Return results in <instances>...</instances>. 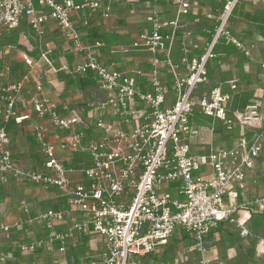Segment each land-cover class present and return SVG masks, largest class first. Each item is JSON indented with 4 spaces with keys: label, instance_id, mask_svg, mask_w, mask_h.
<instances>
[{
    "label": "built area",
    "instance_id": "2783aa9c",
    "mask_svg": "<svg viewBox=\"0 0 264 264\" xmlns=\"http://www.w3.org/2000/svg\"><path fill=\"white\" fill-rule=\"evenodd\" d=\"M103 1L0 0V35L27 23L38 40L37 57L23 55L28 73L19 81L8 82L0 92V231L11 238L14 225L3 220L2 189L14 176L38 186H55L68 202V209H48L35 217L48 233L21 246L24 252L58 242L59 251L65 253L68 241L80 234L95 233L103 238L101 255L83 264H139L140 258L167 245L177 229L186 232L202 254L208 251L209 236L224 223L234 225L247 237L251 230L236 215L250 203L264 210V195L253 202L230 205L225 195L254 168V160L263 149L260 140L243 138L230 147H211L200 154L191 149V139L196 136L191 120L196 112L225 121L228 131H233L238 122L250 126L262 121L256 104L231 111L237 78L227 81L230 90L209 83L211 63L226 55L221 44L234 47L246 58L253 57L255 44L243 41L231 28L234 12L245 0H221L217 16L205 13L210 21L205 31L211 37L199 55L191 51L197 46L188 44L186 34L190 32L182 19L193 11L194 0H175L176 15L169 19L161 17L163 6L155 3L146 16L150 29L123 49L151 53V70L137 73L146 78L150 92L137 85L134 76L100 60L97 49L102 42L87 43L82 38L73 16L85 10L96 13ZM111 10L109 4L104 14L108 16ZM50 21L58 23L64 37L72 41L73 50L83 58L72 67L62 65L60 70L71 75L91 70L106 93L105 100L90 102L85 116L63 113L44 93L37 67L42 62L51 63L44 46ZM179 31L186 37L176 59L172 49ZM163 66L172 76L171 88L162 79ZM171 90L175 98L170 103ZM24 103L31 106L38 120L34 135L44 156L41 170L16 166L11 152L7 124L13 119L22 125L32 117L31 113L21 114L19 104ZM50 128L64 132L66 139L54 144ZM58 150L90 157L91 165L75 184L71 179L74 171L64 164ZM68 213L77 214L76 221L56 231ZM4 259L1 256L0 262Z\"/></svg>",
    "mask_w": 264,
    "mask_h": 264
},
{
    "label": "crops",
    "instance_id": "0c3cea01",
    "mask_svg": "<svg viewBox=\"0 0 264 264\" xmlns=\"http://www.w3.org/2000/svg\"><path fill=\"white\" fill-rule=\"evenodd\" d=\"M193 2V11L189 15L182 17L186 29L190 33L189 35L186 34V37L183 32L179 31L172 49V56L176 59L180 55L181 42L184 36L187 38L189 45L197 46V48L191 49L193 54L199 55L203 53L208 41L205 28L210 24V21L204 15L206 12H212L213 15L217 16L222 7L221 0H194ZM244 2L255 10H264V0H245ZM155 3L163 6L161 13L163 19L175 17V0H104L103 6L96 13L85 10L73 16L74 22H76L85 42L95 43L100 41L103 43V46L97 49L100 60L104 64H113L117 69H122L129 75L134 76L137 85L145 92H150L151 86L148 85L145 77L137 73L142 71L146 74L151 70V53L145 49H137L130 52H123V49L130 47L137 40L140 33L150 29L146 16ZM109 4L112 6V10L106 16L104 13ZM231 28L243 41L256 44L253 57L252 59L246 58L238 50L220 56L210 65L211 76L209 83L210 85L222 84L227 90H230V85L227 81L237 78V83L243 90L245 88V90L254 91L250 104L259 106L262 121L260 123H251L250 126L238 122L234 129L236 133L217 134L212 129L213 120L210 121L206 116L196 112L197 114L195 113L191 120L196 133V136L191 139V149L194 154L205 153L211 147H230L243 138L251 139L257 137L261 142L263 149L254 160V168L248 171L242 182L232 184L226 192L225 201L228 205L240 204L243 201L253 202L258 196L264 195V38L254 32V35L252 34L249 39L244 31L250 30L253 32L254 27L250 29L248 24L237 16L234 17ZM169 31L170 29H166V32ZM16 32L18 34V42L23 40V44H26L21 53L22 55H20L23 56L31 52L35 54V46L33 45V39H31L34 34H32L31 30L27 29L25 31L24 26H22ZM8 34L0 35V37ZM25 39H28V41L26 40V42ZM44 46L47 48L51 60V63L42 62L39 66L44 93L53 103L59 105L63 113H76L85 116L90 110V102L106 99V93L101 89L98 79L97 86L94 89L89 86L85 91L80 90L76 84H67L63 75L71 74L60 70V67L64 64L72 67L82 62L83 58L73 50L72 41L64 37L58 23L55 21H50L46 25ZM164 55L162 53V56ZM21 61H23V58ZM161 68L162 79L171 88L172 76L169 73V69L165 66ZM174 96L171 90L168 94L170 103L174 100ZM19 105L21 106V114L31 113L32 117L26 119L22 125L16 124L15 128H13L15 131H9L14 163L20 168L41 170L44 166L43 154L38 152L40 157L37 156L36 159L31 154V145L33 143L38 145L34 135V125L38 120L29 104ZM49 137L57 145L61 140L66 139L64 132L54 128L49 129ZM58 153L64 164L69 165L67 167L74 171L71 173L73 184L81 180L83 170L91 165L90 157L79 153H63L59 150ZM2 194L4 204L3 220L8 225H14L11 233H18V239H7L0 231V257L5 258L0 264H48V262L49 264H83L101 255L103 238L95 233L80 234L68 241L65 253L59 251L60 244L58 242L45 243L38 251H22L21 246H27L40 237L44 238L47 236L45 225L43 226L37 222L35 217L48 209L55 210V205H61L60 209H68L67 199L55 186H38L27 181L24 182L14 176H11L8 183L3 186ZM61 197L65 199L66 203L61 202ZM258 209L260 210L258 204L250 203L246 207L240 208L236 217L249 228L254 222V214ZM76 216L78 215L68 213L66 220L56 227V231L67 229L76 221ZM16 223H18L17 226H15ZM30 232H33V235ZM239 233L240 231L234 225L224 223L223 226L209 236L208 251L223 243V246L228 244V247L232 250H234L233 246H237L241 252L242 247L238 246L236 238L241 243H244L243 241L247 240V237L241 234L238 235ZM29 237L33 240H28ZM184 240L191 243V248H196L193 254L198 251L200 255H204L193 244L192 239L187 236L186 232L177 229L167 245H160L155 251L140 258L139 264H171L170 256L173 254L175 245L181 244ZM18 241H24L25 243ZM13 245L22 252L19 259L9 252ZM249 257L252 258V256L247 255L245 259ZM257 258L264 260V242L262 240L256 245L255 258L253 259L257 260Z\"/></svg>",
    "mask_w": 264,
    "mask_h": 264
},
{
    "label": "trees",
    "instance_id": "16d2710c",
    "mask_svg": "<svg viewBox=\"0 0 264 264\" xmlns=\"http://www.w3.org/2000/svg\"><path fill=\"white\" fill-rule=\"evenodd\" d=\"M163 1V0H160ZM240 17V19H242L243 21H245L248 24V27L251 29V27L253 28V32H251L250 30H245L244 33L245 35L250 39L251 35H254L255 33L260 34L263 38H264V10H255L253 9V7L248 6L245 2H243L242 4H240L235 12H234V17ZM24 30L27 31V29H30L32 34H34L33 30L30 28L29 25H27V23H24ZM214 26V25H213ZM213 26H210V28H213ZM207 34V33H206ZM208 35V39H210L211 35ZM16 37L13 38L14 42L16 41V43L18 42L17 40V35H15ZM102 39V38H100ZM99 39V40H100ZM102 41V40H101ZM221 49L224 50L226 53L228 52H234L236 49H234V47L230 46V45H226V44H221ZM30 52V51H28ZM32 56L37 57L36 53L34 54L33 52L30 53ZM28 71V66L26 65V63L24 61H16V62H11V61H6L4 62L3 60H0V92L2 91V88L5 87L7 85L8 82H13V81H19L21 80ZM63 77L65 78L66 82L68 85L70 84H76L77 87L80 90L85 91L86 89L90 87H93L92 89H94L97 86V77L95 75V73L93 71H89L87 73L84 74H72V75H63ZM254 91L252 90H244L240 87V85H237L236 90L233 92V96H232V104H231V111H243L248 105H250L251 103V97L253 96ZM197 114V113H196ZM202 115V114H201ZM206 116V115H203ZM208 119H210V121L213 120V132L215 133H227V132H231V133H236L233 131H228L227 130V126L225 121L223 120H214L211 116H206ZM16 122H14L13 119H11L9 121V123L7 124V131H15L13 128H15ZM37 141V139H36ZM38 143V142H37ZM40 152V146L38 145H31V154H33L32 156L36 159V157H40V154L38 153ZM41 153V152H40ZM13 159H14V155H13ZM66 166H69L66 164ZM42 167V166H41ZM58 194V192H57ZM59 196V194H58ZM61 202L66 203L65 199H62L61 197ZM55 210H59L61 208V205H55ZM262 210V209H260ZM47 233H48V229L46 228ZM39 248H36L35 251H38ZM9 252L13 254V256L17 259H19L21 257V253L19 249L17 248H13V246L9 249ZM248 263L249 264H259L260 262H262V260H256L253 259L251 257L248 258Z\"/></svg>",
    "mask_w": 264,
    "mask_h": 264
},
{
    "label": "rangeland",
    "instance_id": "374dc122",
    "mask_svg": "<svg viewBox=\"0 0 264 264\" xmlns=\"http://www.w3.org/2000/svg\"><path fill=\"white\" fill-rule=\"evenodd\" d=\"M15 35L18 36L16 31L9 33L6 36L0 37V60H3L4 62H16L22 60L23 56H21V53L24 50V46L26 44H23V40L17 43L16 41L14 42L13 38L16 37ZM31 39H33V45L36 47L38 45V40L34 36ZM26 40L28 41V39H25V41ZM39 66L37 67V72L38 75H42L41 72H39ZM204 86H206V84ZM204 86L202 88H204ZM29 87L32 89V91L35 90L33 82L29 83ZM24 95L26 96L27 94L25 93ZM249 230H251V233L247 236V240L243 241L244 243H241L240 240L236 238L238 246L242 247L241 252L238 250L237 246L232 245L234 249L232 250L228 247V244H224L223 246V243H221L219 246L213 248V250H209L207 253H204V255H200L198 251L193 254V251L196 248H191V243L187 240H184L181 244L175 245L173 254L170 256L172 260L171 264H248V259H245V257L250 255L252 258H255V249L257 243L260 242V240L264 242V210H257V212L254 214V222L251 224V226H249ZM30 233L33 235V232ZM17 234L18 233H11V239L17 238ZM238 235H240V233ZM28 240L33 239L29 237ZM18 242L25 243L24 241ZM229 246H231V244H229ZM13 248L18 249L16 246ZM257 260L261 259L257 258ZM262 262L263 263L260 262L259 264H264L263 259Z\"/></svg>",
    "mask_w": 264,
    "mask_h": 264
}]
</instances>
